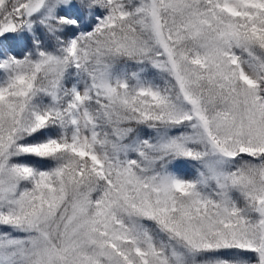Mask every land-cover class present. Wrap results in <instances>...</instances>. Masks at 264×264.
Returning a JSON list of instances; mask_svg holds the SVG:
<instances>
[{
	"label": "snow or ice",
	"instance_id": "obj_1",
	"mask_svg": "<svg viewBox=\"0 0 264 264\" xmlns=\"http://www.w3.org/2000/svg\"><path fill=\"white\" fill-rule=\"evenodd\" d=\"M0 264H264V0H0Z\"/></svg>",
	"mask_w": 264,
	"mask_h": 264
}]
</instances>
